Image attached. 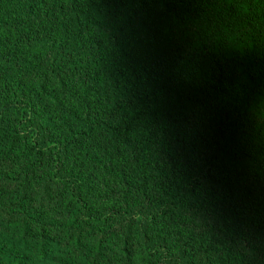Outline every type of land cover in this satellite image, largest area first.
I'll return each instance as SVG.
<instances>
[{
    "label": "trees",
    "instance_id": "16d2710c",
    "mask_svg": "<svg viewBox=\"0 0 264 264\" xmlns=\"http://www.w3.org/2000/svg\"><path fill=\"white\" fill-rule=\"evenodd\" d=\"M0 264H264V0H0Z\"/></svg>",
    "mask_w": 264,
    "mask_h": 264
},
{
    "label": "rangeland",
    "instance_id": "374dc122",
    "mask_svg": "<svg viewBox=\"0 0 264 264\" xmlns=\"http://www.w3.org/2000/svg\"><path fill=\"white\" fill-rule=\"evenodd\" d=\"M133 27L135 28V33L131 42V50L139 55L148 54L153 46L154 35L152 30L155 28L150 27L144 20L134 21Z\"/></svg>",
    "mask_w": 264,
    "mask_h": 264
}]
</instances>
